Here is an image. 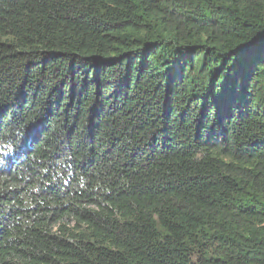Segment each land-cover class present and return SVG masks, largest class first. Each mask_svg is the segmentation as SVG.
<instances>
[{"label":"trees","instance_id":"obj_1","mask_svg":"<svg viewBox=\"0 0 264 264\" xmlns=\"http://www.w3.org/2000/svg\"><path fill=\"white\" fill-rule=\"evenodd\" d=\"M0 264H264V0H0Z\"/></svg>","mask_w":264,"mask_h":264}]
</instances>
